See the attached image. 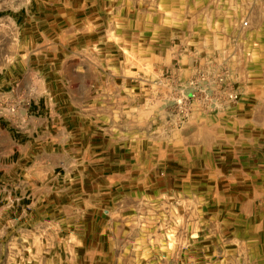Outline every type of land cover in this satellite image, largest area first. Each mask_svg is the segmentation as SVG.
<instances>
[{"label": "crops", "instance_id": "crops-1", "mask_svg": "<svg viewBox=\"0 0 264 264\" xmlns=\"http://www.w3.org/2000/svg\"><path fill=\"white\" fill-rule=\"evenodd\" d=\"M14 3L6 34L16 51L0 70V96L20 109L0 118V217L14 214L12 240L26 231L29 263L143 264L163 257L170 225V258L264 264V79L252 81L250 102L230 105L221 91L193 101L182 129L171 119L165 136L146 117L162 114L167 94L146 84L162 77L140 74L130 86L112 70L122 59L108 36L127 49L131 33L147 31L132 28L131 0ZM116 97L128 100L122 123Z\"/></svg>", "mask_w": 264, "mask_h": 264}, {"label": "rangeland", "instance_id": "rangeland-1", "mask_svg": "<svg viewBox=\"0 0 264 264\" xmlns=\"http://www.w3.org/2000/svg\"><path fill=\"white\" fill-rule=\"evenodd\" d=\"M131 6L138 10L131 15L132 28L136 32L147 31L131 33V45L130 48L126 46L127 49L118 47L121 35L108 36L112 37L108 41L116 46L109 51L110 56L122 59L115 62L112 70L116 74L130 75L134 79L128 82L130 86L142 83L138 80L140 74L153 77L157 73V80L162 77V82L146 83L147 87L161 86L167 94L162 114L147 113L146 117L150 123L157 116L163 135L172 134L171 119L181 130L190 113L185 106L193 101L203 102L210 93H225L230 105L253 100L250 99L252 81L264 79V0H131ZM16 7L14 0H0V70L11 63L16 51L11 48V35L6 34L15 25L12 17L18 18ZM246 20L248 26L243 25ZM123 62L124 65H120ZM115 87L116 91L121 89L118 85ZM231 91H240L242 98L231 101L228 96ZM125 102L128 104L126 99H115L116 114L112 117L117 123L129 119L122 111ZM181 203L178 210L180 228L186 217L185 206ZM162 212L163 218H171L169 211ZM11 213L5 210L0 217L3 219L0 226H6L4 235L0 236V264H30L28 255L32 246L29 242L32 241L26 240V231L19 232L18 241L12 240L11 216L14 214ZM146 228L147 232L154 229ZM161 230L163 257H146L142 259L143 264H187L184 257L169 256V249L174 245L171 226L163 225ZM197 230L196 226L195 233ZM35 247L41 249L42 244L37 243ZM202 260L196 259V263L202 264ZM211 264L216 261L212 260Z\"/></svg>", "mask_w": 264, "mask_h": 264}, {"label": "built area", "instance_id": "built-area-1", "mask_svg": "<svg viewBox=\"0 0 264 264\" xmlns=\"http://www.w3.org/2000/svg\"><path fill=\"white\" fill-rule=\"evenodd\" d=\"M243 25L248 26L249 21H244ZM20 82H17L12 88V91L15 93V96L18 95V90L20 88ZM229 99L231 101H238L241 97L240 91H231L229 93ZM20 105L18 102L11 100L10 96H0V118L6 117H15L19 114Z\"/></svg>", "mask_w": 264, "mask_h": 264}]
</instances>
